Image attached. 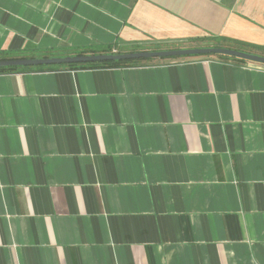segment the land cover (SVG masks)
Instances as JSON below:
<instances>
[{
    "label": "crops",
    "instance_id": "0c3cea01",
    "mask_svg": "<svg viewBox=\"0 0 264 264\" xmlns=\"http://www.w3.org/2000/svg\"><path fill=\"white\" fill-rule=\"evenodd\" d=\"M218 36L264 46V0H0L10 55ZM0 264H264V63L0 73Z\"/></svg>",
    "mask_w": 264,
    "mask_h": 264
},
{
    "label": "water",
    "instance_id": "95a60500",
    "mask_svg": "<svg viewBox=\"0 0 264 264\" xmlns=\"http://www.w3.org/2000/svg\"><path fill=\"white\" fill-rule=\"evenodd\" d=\"M205 54L228 55L253 62L264 63L263 55L253 54L241 50H235L227 47H192L160 50H140L122 53H100L71 56L0 59V66L60 65L66 63H82L107 60H132L142 58H162L172 56Z\"/></svg>",
    "mask_w": 264,
    "mask_h": 264
},
{
    "label": "trees",
    "instance_id": "16d2710c",
    "mask_svg": "<svg viewBox=\"0 0 264 264\" xmlns=\"http://www.w3.org/2000/svg\"><path fill=\"white\" fill-rule=\"evenodd\" d=\"M196 42H201L199 46L204 47H227L232 48L235 50H241L253 54L263 55L264 56V46H258V45H248L245 43H240L237 41H233L226 37H209L206 39L203 38H197L193 39ZM164 47L161 45H151L144 48H136L133 50H160ZM246 48V50H244ZM39 54H35L34 52H31L29 54H15L10 55L9 53H0V59H11V58H37L40 56H52L50 54L44 53L43 51H37ZM122 50L117 49L115 53H120ZM100 53H113L112 47H102L100 49L94 48V47H84L77 49L76 54L82 55V54H100ZM210 54H205V56H208ZM225 56V55H220ZM173 58L181 57V56H172ZM165 58V57H162ZM153 58H142V59H132V60H107V61H93V62H82V63H66V64H60V65H34V66H0V73L3 72H12V71H23V70H38V69H51V68H59V67H65V68H71V69H77V68H85L89 66H117L121 64H137L142 61H148ZM240 60H245L242 58H239Z\"/></svg>",
    "mask_w": 264,
    "mask_h": 264
},
{
    "label": "built area",
    "instance_id": "2783aa9c",
    "mask_svg": "<svg viewBox=\"0 0 264 264\" xmlns=\"http://www.w3.org/2000/svg\"><path fill=\"white\" fill-rule=\"evenodd\" d=\"M112 52H113V53H115V52H116V49H115V48H113Z\"/></svg>",
    "mask_w": 264,
    "mask_h": 264
}]
</instances>
